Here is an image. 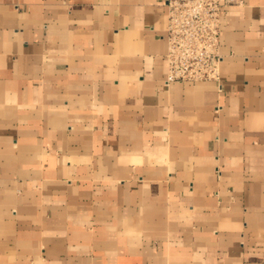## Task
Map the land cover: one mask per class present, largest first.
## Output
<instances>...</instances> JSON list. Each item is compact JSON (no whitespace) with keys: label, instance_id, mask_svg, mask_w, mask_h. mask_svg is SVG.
Wrapping results in <instances>:
<instances>
[{"label":"crops","instance_id":"0c3cea01","mask_svg":"<svg viewBox=\"0 0 264 264\" xmlns=\"http://www.w3.org/2000/svg\"><path fill=\"white\" fill-rule=\"evenodd\" d=\"M166 2L0 0V264H264V0L220 87L166 84Z\"/></svg>","mask_w":264,"mask_h":264},{"label":"built area","instance_id":"2783aa9c","mask_svg":"<svg viewBox=\"0 0 264 264\" xmlns=\"http://www.w3.org/2000/svg\"><path fill=\"white\" fill-rule=\"evenodd\" d=\"M231 2L167 0V85L213 82L220 87L222 19Z\"/></svg>","mask_w":264,"mask_h":264}]
</instances>
